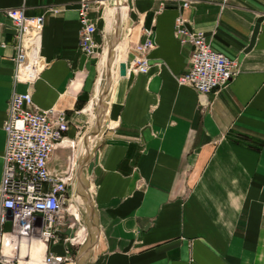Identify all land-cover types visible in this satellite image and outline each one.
<instances>
[{
  "label": "crops",
  "instance_id": "0c3cea01",
  "mask_svg": "<svg viewBox=\"0 0 264 264\" xmlns=\"http://www.w3.org/2000/svg\"><path fill=\"white\" fill-rule=\"evenodd\" d=\"M121 1V46L110 50L106 5L93 6L101 46L87 56L78 44V0H0V180L13 88H29L42 108L64 110L74 140L104 78L105 96L114 87L83 167L92 212L78 229L87 237L89 229L93 242L80 245L73 264H264V0ZM14 6L45 14V65L32 84L12 81L14 26L5 8ZM177 14L235 60L228 84L201 93L177 82L192 49L175 36ZM142 26L152 29L149 69L120 76L118 62L129 63ZM78 155L75 145L58 146L48 166L61 171ZM36 243L18 264H44L45 245ZM64 246L47 248L62 253Z\"/></svg>",
  "mask_w": 264,
  "mask_h": 264
},
{
  "label": "built area",
  "instance_id": "2783aa9c",
  "mask_svg": "<svg viewBox=\"0 0 264 264\" xmlns=\"http://www.w3.org/2000/svg\"><path fill=\"white\" fill-rule=\"evenodd\" d=\"M105 0H78L79 49L94 56L101 44L96 40V22L91 16L93 6L104 8ZM189 6L190 0H182ZM50 11L57 8L51 6ZM11 20L15 38L13 55V84H32L45 65L41 53V38L45 14H27L25 7L5 8ZM152 29L142 26V40L132 46L134 54L126 63L127 71L147 72V54L153 46ZM174 33L180 43H190L187 69L176 76L179 84H188L198 92L218 90L230 81L236 71L234 59L211 46L202 30L188 26L186 18L177 14ZM69 118L62 109L42 108L36 105L29 88L11 90L3 121L5 144L2 151L3 171L0 180V264H18L16 242L10 252L3 249L7 238H30L38 235L45 243L44 264H73L74 248L87 239V230L81 236L78 229L86 228L80 221V210L74 193L77 161L72 158L59 171L48 166V160L58 146H74L67 137ZM75 209V212H74ZM66 233L63 237L61 232ZM65 243L62 253L48 250L50 243ZM15 259L17 263H15Z\"/></svg>",
  "mask_w": 264,
  "mask_h": 264
},
{
  "label": "rangeland",
  "instance_id": "374dc122",
  "mask_svg": "<svg viewBox=\"0 0 264 264\" xmlns=\"http://www.w3.org/2000/svg\"><path fill=\"white\" fill-rule=\"evenodd\" d=\"M120 7H124L126 6L125 4H123V2L120 0ZM105 9H104V18H105V22H106V31L108 32V34L110 35L109 36V46L111 45V43L114 41V44H112L110 47V50L112 51V49L115 47V46H121L120 45V42H119V26H120V23L122 22V16L123 15V12L121 14V12L119 13H114L115 12V8H117L114 0H106L105 2ZM126 15V13H125ZM118 40V42H117ZM105 45V44H104ZM104 48V46H103ZM103 51V50H102ZM102 58V52L100 53V57H99V60H101ZM105 59H107V62H108V55L105 56ZM114 60H115V57H114ZM106 62V63H107ZM105 75V74H103ZM105 79L103 78L101 80V83H100V93H101V97L98 98L97 96H95V99H94V95L91 97V99L89 101H91L92 99L93 102H94V114H92L90 111H87L86 112V118H87V121L85 122L84 126L81 128V131L78 133V135L75 137L74 139V145L75 147L78 149L79 151V155H78V160H77V163L79 164V162L81 161V158L88 153V157L90 155V152L92 151V149H94L95 145H96V142H97V135H98V132L99 131V128H98V120H103V116L107 113V106H106V103L108 99V94L110 92H112L113 90V87L114 85L112 86V88L109 89L108 91V94L105 96V91L104 88H105ZM103 96V97H102ZM102 98H104V101L102 100ZM89 101L86 103V105L84 106V108L87 107V105L89 104ZM96 122V125L93 129V124H95ZM97 126V127H96ZM93 129V130H91ZM90 130V131H89ZM82 136V140L81 142L79 143V138ZM95 139V141H94ZM87 146L90 147L91 149H87ZM86 151V152H85ZM86 164V162H85ZM85 164L83 165V167L85 166ZM83 167L81 168V179L82 181L79 179V177L75 178V183H74V187L75 189L78 191L77 193V204H78V207L80 209V221L84 223V221L88 222V217H87V212H88V208H89V205L91 204V197L88 193V190L87 188L84 186L83 182H84V177H83ZM88 237L87 239L85 240L84 244H87L90 240H91V237H92V234H91V231L88 229ZM80 248V245L75 247L74 249L75 250H79ZM17 259H19V257H17ZM15 263H17L16 259H15Z\"/></svg>",
  "mask_w": 264,
  "mask_h": 264
},
{
  "label": "bare ground",
  "instance_id": "6f19581e",
  "mask_svg": "<svg viewBox=\"0 0 264 264\" xmlns=\"http://www.w3.org/2000/svg\"><path fill=\"white\" fill-rule=\"evenodd\" d=\"M117 8H115V12L114 13H119L121 12L122 14V11H123V8L120 7V1L119 0H114ZM122 16V15H121ZM123 19V18H121ZM122 40V39H121ZM105 58V53H102V59L104 60ZM109 89V87L107 86V90ZM102 100L104 101V99L102 98ZM106 101V100H105ZM90 103V102H89ZM84 111V110H83ZM85 111H90L92 114H94V105H93V101L86 107V110ZM82 140V136L79 138V143L81 142ZM79 149V147H78ZM91 149L90 147L87 146V149ZM86 152V151H85ZM74 183H75V180L73 182V188H74V193H75V196L77 198V193L78 191L75 189L74 187ZM74 212H75V209H74ZM93 221V220H92ZM94 224V223H93ZM89 232V231H88ZM14 242H16V254L19 255V261L21 259H23L24 257H28L30 256L32 253V246L34 245V243L36 242H39L41 244H44V241L43 239H41L38 235H34L30 238H23V237H17L16 240H13L11 238H7L4 243H3V249L7 252H10V248L13 247L14 245ZM37 244V243H36ZM19 263V262H18Z\"/></svg>",
  "mask_w": 264,
  "mask_h": 264
},
{
  "label": "water",
  "instance_id": "95a60500",
  "mask_svg": "<svg viewBox=\"0 0 264 264\" xmlns=\"http://www.w3.org/2000/svg\"><path fill=\"white\" fill-rule=\"evenodd\" d=\"M120 1V0H119ZM117 72H118V75L120 76H123L127 73V69H126V62L125 60H120L118 62V65H117ZM104 91V90H103ZM88 159V153L85 154L82 158H81V161L79 163V167L77 168V172H76V178L79 177V179L82 181L81 179V168L83 167V165L85 164V162L87 161ZM92 212V201H91V204L89 205V213ZM93 242V240H91L90 244L91 245Z\"/></svg>",
  "mask_w": 264,
  "mask_h": 264
}]
</instances>
